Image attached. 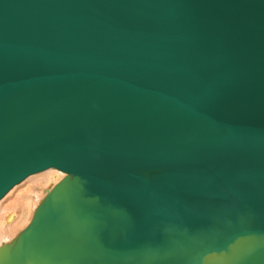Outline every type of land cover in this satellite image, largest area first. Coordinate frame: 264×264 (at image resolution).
<instances>
[{
  "label": "water",
  "instance_id": "1",
  "mask_svg": "<svg viewBox=\"0 0 264 264\" xmlns=\"http://www.w3.org/2000/svg\"><path fill=\"white\" fill-rule=\"evenodd\" d=\"M50 168L0 264H264V0H0V201Z\"/></svg>",
  "mask_w": 264,
  "mask_h": 264
},
{
  "label": "bare ground",
  "instance_id": "2",
  "mask_svg": "<svg viewBox=\"0 0 264 264\" xmlns=\"http://www.w3.org/2000/svg\"><path fill=\"white\" fill-rule=\"evenodd\" d=\"M53 169L61 172L64 174V172L60 171L59 169H56V168H50L48 169L49 171H52ZM46 170V171H48ZM46 171H43V172H40V173H36V174H32L30 175L31 176H35V175H39V174H42V173H45ZM66 174V173H65ZM51 172L48 173L46 172V174H43V175H39L38 177H34V178H31L26 184H25V187L27 188L26 190H21L19 193H16L15 191L11 194V196L13 195V198L11 199L10 202H7L6 205H1L0 204V245L2 244H5V243H11L12 241V237H10L13 232V230H15V227H17V221L15 219V215L18 216L19 212L20 213H23L26 209H28V207L26 208V200H30L32 197L34 198V192L32 190H29L31 186L35 187L37 186L38 184L40 185H44L46 184L47 182L50 181L51 179ZM29 178V177H28ZM25 179L23 182H25L26 180ZM22 182V183H23ZM20 183V184H22ZM18 184V185H20ZM16 185V186H18ZM15 186V187H16ZM14 189V187H13ZM12 189V190H13ZM11 190V191H12ZM11 191L8 193L10 194ZM19 191V190H18ZM29 191V192H28ZM7 194V195H8ZM6 195V196H7ZM4 196L2 198V200L6 197ZM30 197V198H29ZM10 198V197H9ZM1 200V201H2ZM0 201V202H1ZM27 201V203H28ZM5 202V201H3ZM29 206V205H28ZM19 211V212H18ZM28 211V210H26ZM15 214V215H14ZM14 216L12 218H10L11 216ZM20 215V214H19ZM33 218V217H32ZM32 220V219H31ZM31 222V221H30ZM9 223V224H8ZM30 224V223H29ZM16 235V234H14ZM20 235V234H19ZM13 236V235H12ZM19 237V236H18Z\"/></svg>",
  "mask_w": 264,
  "mask_h": 264
},
{
  "label": "rangeland",
  "instance_id": "3",
  "mask_svg": "<svg viewBox=\"0 0 264 264\" xmlns=\"http://www.w3.org/2000/svg\"><path fill=\"white\" fill-rule=\"evenodd\" d=\"M46 172H48V173H50L51 172V179H50V181L49 182H47L46 184H44V185H37V186H35V187H33V186H31L30 187V189L29 190H32L33 192H34V198L32 197L29 201L28 200H26V208L28 207V209H26V210H28V211H24L23 213H20L19 211V214H18V216H16L15 214V219H16V221H17V227H15V230H13V232L12 233H14V234H16V235H14V234H12L10 237H12L11 239H12V241L11 242H13L14 241V239H16V238H18V236H19V234H20V232L24 229V228H26L28 225H29V223H30V221H31V219H32V217H33V214H34V211H35V209L37 208V206L40 204V202L44 199V197L47 195V193H48V191L49 190H51L59 181H61V179L62 178H64L65 176H66V174L64 173H61V172H59V171H57V170H55V169H53L52 171H46ZM46 172L45 173H42V174H39V175H43V174H46ZM39 175H35V176H31V177H29L28 178V180H26L25 182H23L22 184H20V185H18V186H16V187H14V189L11 191V193L10 194H8L1 202H0V204L1 205H6V203L7 202H10L11 201V199L13 198V195L11 196V194L15 191L16 193H19L21 190H26L27 188L25 187V184L31 179V178H34V177H38ZM19 190V191H18ZM29 192V191H28ZM10 197V198H9ZM30 198V197H29ZM3 201H5V202H3ZM27 201H28V203H27ZM12 217H14L13 215L10 217V218H12ZM9 224V223H8ZM9 243V242H8ZM6 244V243H5ZM3 245V244H2ZM1 246V245H0Z\"/></svg>",
  "mask_w": 264,
  "mask_h": 264
}]
</instances>
